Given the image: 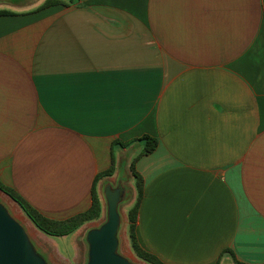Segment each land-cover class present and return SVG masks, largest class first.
I'll list each match as a JSON object with an SVG mask.
<instances>
[{
  "label": "crops",
  "instance_id": "obj_1",
  "mask_svg": "<svg viewBox=\"0 0 264 264\" xmlns=\"http://www.w3.org/2000/svg\"><path fill=\"white\" fill-rule=\"evenodd\" d=\"M61 1L0 15V181L63 220L90 206L113 154L101 218L103 184L129 180L139 155L144 250L166 264H264V0ZM144 135L157 141L148 153L114 143ZM95 223L58 236L74 235L63 257L86 256Z\"/></svg>",
  "mask_w": 264,
  "mask_h": 264
},
{
  "label": "water",
  "instance_id": "obj_2",
  "mask_svg": "<svg viewBox=\"0 0 264 264\" xmlns=\"http://www.w3.org/2000/svg\"><path fill=\"white\" fill-rule=\"evenodd\" d=\"M0 2L22 4V0H0ZM124 192L122 182L118 186H113L110 182L103 184L102 198L106 204V220L87 229L85 264H142L118 251L120 242L118 233L123 224L119 204ZM128 197L129 190L126 189L124 199L127 200ZM0 264H50L30 235L28 228L1 198Z\"/></svg>",
  "mask_w": 264,
  "mask_h": 264
},
{
  "label": "trees",
  "instance_id": "obj_3",
  "mask_svg": "<svg viewBox=\"0 0 264 264\" xmlns=\"http://www.w3.org/2000/svg\"><path fill=\"white\" fill-rule=\"evenodd\" d=\"M64 4L61 0H44L40 5L34 8L32 11H39L48 6ZM16 12L10 9H0V15H14ZM142 140L144 142L143 149L140 154L148 153L154 149L156 146V139L144 135L141 138H136L127 142H122L116 140L114 143L120 145L121 147L128 146L133 141ZM137 155L130 164V172L131 176L134 180V188L136 190V196L132 203V205L128 208L126 212V235L129 243L130 250L136 256V258L146 262L147 264H166L162 262L157 256L152 253L144 250L137 239L136 234V221H137V212L138 206L140 202V198L143 191V182L139 173L134 168V162L138 158ZM115 164H114V156L111 154V163L110 166L99 173H97L93 179L91 185V203L90 206L81 212L71 215L70 217L63 220H56L49 217L44 216L38 210H36L33 206H31L28 202H26L20 195H18L11 187L3 184L0 181V191L6 194L20 209L23 215L30 221L35 229L42 232L43 234L51 237H58L70 234L78 229L82 224L88 221L96 220L101 215V202L97 191V183L100 179L110 176L114 173ZM234 260V253L232 250L227 248L225 250ZM236 261V260H235Z\"/></svg>",
  "mask_w": 264,
  "mask_h": 264
},
{
  "label": "rangeland",
  "instance_id": "obj_4",
  "mask_svg": "<svg viewBox=\"0 0 264 264\" xmlns=\"http://www.w3.org/2000/svg\"><path fill=\"white\" fill-rule=\"evenodd\" d=\"M43 1L44 0H22V4L18 3L20 5H17V4L13 5V4H8L6 2H0V8H25L27 10L28 9L30 10V9L36 8ZM131 179H133V178L130 175L129 176V180L126 178L123 181L124 183H122L123 189H124L125 192H124V194L122 196L121 203L119 204V211L120 212L127 205V204H125L126 200L124 199V197L126 195V189L129 188L128 181L130 182ZM0 198L3 199L5 201V203H7L8 207H10V209L12 210V213L23 224H25V226L29 230L30 235L34 239V236L35 235L37 236V232H36L37 229H35L33 227V225L30 223V221L23 215V213L20 211L18 206L6 194H4L1 191H0ZM105 220H106V211L104 212L103 217H101L99 219H96V223L95 224L99 225L102 222H104ZM118 234H119V239H120L119 246H118V251L120 253L128 256L130 259H132L134 261H139L138 258H136V256L130 250L128 239H127V235H126V226L124 225V223L119 228V233ZM38 236H40V235H38ZM45 236L52 240L51 243L50 242H46V244L48 246V250L52 251L53 257L52 258H50V257L48 258L47 254H44V256L50 262V264H85L86 256H85L84 252L83 253L82 252L81 253L78 252V256L75 257L74 260H68V259H66V257H63L64 255H67L66 251L70 250V243H71L72 238H74V235H68L65 238L49 237L47 235H45ZM75 236H77V235H75ZM74 242L76 243V238H75ZM70 254H71V252H70Z\"/></svg>",
  "mask_w": 264,
  "mask_h": 264
}]
</instances>
